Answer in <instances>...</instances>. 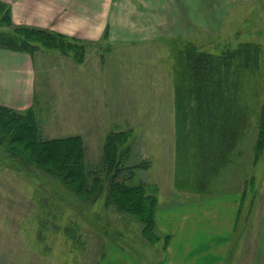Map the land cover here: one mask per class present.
<instances>
[{
  "label": "rangeland",
  "instance_id": "obj_1",
  "mask_svg": "<svg viewBox=\"0 0 264 264\" xmlns=\"http://www.w3.org/2000/svg\"><path fill=\"white\" fill-rule=\"evenodd\" d=\"M48 1L67 23L74 15H89L95 30L105 25L104 15L97 13L99 2L104 6L105 0H92L94 14L91 6L80 7L78 0ZM142 2L131 0L128 5L127 1V15L133 10L134 14L125 21L119 18V25L110 22L100 42L82 46L74 35H64L66 44L73 46L67 54L36 46L34 54L28 53L36 57L33 101L28 106H0L18 113L33 112L42 141L81 137L88 175H99L107 137L126 135L120 148V159L124 155L121 178L129 185L146 188L156 201L154 234L146 235L144 225L135 217L106 207V193L97 201L84 203L46 172L25 165L2 146L0 264H164L172 257L171 246L193 242L191 237L202 232L218 234L222 230L223 235L230 234L225 264H234V254L241 250L245 251L240 256H244L243 264H250V251L261 239L258 232L264 210V153L255 164L257 116L252 118V128L233 163L218 171L206 192L197 190L193 175L188 187L178 188L174 49L187 43L176 36L213 54L242 43L260 44L262 76L252 85L264 100V0H145V16L137 9ZM0 3L8 8L5 2ZM0 21V32L14 31L9 13L3 11ZM133 46H139L141 52L140 80L132 75L138 66L133 62L131 74L125 69L113 74L115 83L127 84L126 91L116 88L101 94L89 86L84 87L87 94H75L78 65L89 64L96 56L102 62L114 56V66L125 67L120 58L132 55ZM75 47H83L84 53L77 50L84 57L82 64L74 56ZM120 49L121 53L115 52ZM78 81L81 84V79ZM77 102L82 106H76ZM260 107L252 110L257 112ZM99 176L105 179L104 174ZM180 176L186 182L185 176ZM235 195L240 196L238 211L228 231L226 214L223 217L222 204L217 201H234ZM216 242L221 248L222 236ZM258 264H264V258Z\"/></svg>",
  "mask_w": 264,
  "mask_h": 264
},
{
  "label": "trees",
  "instance_id": "obj_2",
  "mask_svg": "<svg viewBox=\"0 0 264 264\" xmlns=\"http://www.w3.org/2000/svg\"><path fill=\"white\" fill-rule=\"evenodd\" d=\"M3 11L11 18L10 10L0 3V16ZM176 39L187 42L174 49L176 183L180 189L188 187L193 175L197 190L206 192L218 171L233 163L255 115L258 130L255 164L264 153V100L252 85L262 76L263 48L257 43H242L235 49L213 54L202 51L191 40L181 36ZM65 40L68 38L50 30L15 26L11 33L0 32V49L34 54L39 45L71 53L73 46ZM77 48L74 56L81 63L84 57ZM80 50L84 53L83 47ZM254 106L261 107L254 112ZM126 139V135L107 137L99 173L104 174L103 180L95 173H86L81 137L42 141L33 112L18 113L0 106V147L4 146L25 165L43 170L84 203L97 201L106 193V207L135 217L144 225V233L153 235L156 201L146 188L129 185L121 178L124 155L120 159V148ZM182 174L187 183L181 179Z\"/></svg>",
  "mask_w": 264,
  "mask_h": 264
},
{
  "label": "crops",
  "instance_id": "obj_3",
  "mask_svg": "<svg viewBox=\"0 0 264 264\" xmlns=\"http://www.w3.org/2000/svg\"><path fill=\"white\" fill-rule=\"evenodd\" d=\"M78 1L81 3L79 4L80 7L91 6V10L94 14L95 7L92 5V0ZM127 1L129 5L131 0H122V2L109 0L108 4H106L105 0L104 6L103 2L100 1V7L97 8V13L104 15L105 21H102V23H105V25L95 30L94 23L92 19L90 21L89 15H85L86 17L83 15H74L75 19L67 23L58 10L56 8L54 9L55 5L51 4L48 0H0V2H5L7 4L14 27H34L54 31L66 36L74 35L75 38L81 40L84 44L89 42H100L106 30V26L110 24V22L112 25H119V18L121 21H125L124 18L128 20L129 16L134 14V10L131 14L127 15ZM142 3L143 5L141 7L145 9H143V11H141V7L137 9L145 16L147 10L145 0H143ZM134 6L137 7L136 4ZM68 25H73V27H69ZM1 29L2 27H0V30ZM159 31H161V27ZM119 40L126 43L132 42V39ZM136 42L138 41L136 40ZM131 46L132 45H130V48ZM138 47L139 46L132 47V55H127L126 58H120L123 61L121 63L125 65V67L121 65L120 68H116L114 66V56L103 62L99 56H96V58H91L89 64L86 61L80 65V67L78 65V67L75 68V94H78V96L79 94H87L84 87L89 86L101 94L112 93L116 88L126 91L127 84L123 86L121 85L122 82L115 83L113 81V74L115 72L124 73L125 70L131 74L134 62L137 63L138 66L136 67L137 71L132 75L140 80L141 52ZM116 51L121 53L122 50H115V52ZM143 71L145 72V68ZM35 74V56L33 57L28 53H17L0 49V104L4 106H28L30 102L33 101V95L35 94ZM129 77L130 76H121L122 79H128ZM80 79L81 84H79L78 81ZM142 84L146 85L144 81ZM92 92H94V90H92ZM101 105L106 106V101ZM76 106H82V104L77 102ZM235 196L236 198L234 201L230 198H222V202L217 201V204H222V211H224L223 217L226 214L228 231L230 227L232 228L233 215L237 214L238 211L237 204H239L240 196ZM261 213L263 217L261 218L262 222L258 232L261 234V239L256 243V248L253 247L254 249L250 251V264H258L260 263V259L264 258V210L261 211ZM261 227L263 228L262 230ZM222 232L223 230L219 231L218 234L213 232H202L191 237L194 240L193 242L189 241L181 247L171 246L169 253L172 257L169 259V262L167 260L164 264H225L227 262V248L230 246V234L226 233L223 235ZM219 236H222L221 248H219L216 242ZM199 239H202L200 243L198 242ZM253 246H255V244H253ZM244 252V250H241L240 254H234V264H236V261L238 262L237 264L245 263L244 256L240 259V256ZM243 255H245V253ZM122 262L127 263V260H123Z\"/></svg>",
  "mask_w": 264,
  "mask_h": 264
}]
</instances>
